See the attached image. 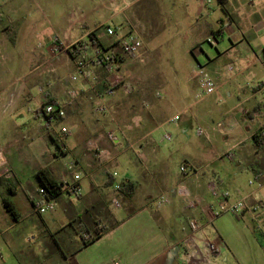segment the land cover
Instances as JSON below:
<instances>
[{
    "label": "crops",
    "instance_id": "crops-1",
    "mask_svg": "<svg viewBox=\"0 0 264 264\" xmlns=\"http://www.w3.org/2000/svg\"><path fill=\"white\" fill-rule=\"evenodd\" d=\"M0 1L4 3L0 4V46H3V52L0 50V129H6V133L11 132L7 136H0V166L2 164V167L11 171V177L0 176V264H6L4 251L9 250L14 255L21 251L20 236H10V232L23 221L34 215V226L43 235L52 233L54 236L56 223L64 222L68 226L86 210L77 208L72 198L62 196L57 207L62 210V214L55 213L52 222L44 217L47 213L41 215L35 211V202L41 189L38 172L48 171L59 183L67 176L59 166L63 159L57 139L59 128L47 129L45 123L43 129L46 133L38 126H34L33 131L26 132L23 128L22 108L24 105H34L36 110L28 109L29 116L37 120L44 118L42 107L50 100L65 107V120L71 126V135L65 143L71 144L73 156L78 162L77 169L85 175L82 196L76 199L80 201L86 197V180L90 182V192L87 195L98 194L103 197L102 190L98 189L102 183L98 179L105 182L107 174H118L113 169L118 159L106 166L105 170L103 166L88 168L90 163L86 158L83 159L86 150H89L83 144L88 136L82 132L81 119L88 109L86 99L90 93V96L100 100L91 86L84 84L85 79L80 78L76 82L71 80L76 69L71 52L91 56L98 48L92 41L93 33H97L98 38L107 42L109 49L116 52L118 48L115 44L119 43L121 48V41L130 34L133 25L140 21L134 12V5L138 0H30L26 4H20L17 0ZM219 4L227 18L221 16L217 25L206 18L194 28L190 47L179 59L186 69L184 78L178 80L176 85L173 82L172 89H169L168 79L163 80L158 91L160 99L157 103L149 104L150 112L145 123L143 122L148 125V129L135 142L150 139L153 143V146L148 144L152 151L148 155L144 154L149 165L143 163L142 168L138 169L139 179H134V182H138V189L142 187L141 177L145 183L149 182L143 204L122 218L112 212L114 222L119 224L74 256H64L61 253L64 264H195L192 247L186 240L190 231L189 222L196 219L208 224L216 220L213 215L217 211L218 201L209 199L212 185L228 192L230 202L246 200L247 207L237 214L238 217L250 216L252 221L264 224V210L253 211L256 204L264 203V33L261 23L256 21L255 16L259 15H250L246 11L242 15L236 14L235 7H241L239 0H219ZM149 24L151 29L152 21ZM107 27L114 29L113 35L107 34ZM138 32L149 58L153 38H150L145 26L139 27ZM210 35L214 37L216 44L212 46L208 43L212 47L209 50L202 44H207ZM31 44L34 45L33 50L27 48ZM75 46L78 48L74 49ZM79 47H86V52L79 53ZM33 59L34 64L23 72L28 60ZM199 64L218 84L217 92L202 101L196 98L199 90ZM44 65H49L51 69L47 73L39 72ZM232 65L235 67L234 72L228 69ZM90 66V75L100 67L94 64ZM161 69V77L173 75L164 72L163 67ZM62 71L67 72L64 80L60 79ZM41 77L45 78L42 82L39 79ZM88 79L93 80V77ZM163 89L166 93L173 92L170 101L162 96ZM71 90L78 93L73 100L68 97ZM101 95L104 96V93L101 92ZM83 96L85 100H82ZM102 100L106 105L118 103L117 96H104ZM171 101L177 104V109L173 112H169L168 108ZM176 115H180V120L172 122ZM218 124L222 125L221 130L217 128ZM199 127L205 128L209 135L198 136L196 131ZM168 128L174 131L173 142L160 147L154 135L160 134L163 129L165 133ZM32 133L37 147L34 157L28 156V151L23 146L27 135ZM47 138L57 146L52 158H49L48 150L43 148L42 141L47 143ZM142 148L148 149L147 146ZM180 151L184 158L180 167L188 164L198 169L200 187L194 180L183 175L172 179L169 160ZM107 154L106 157L110 160L106 162H112L115 158ZM209 164L217 165V169L206 171ZM182 182L189 185L194 197L201 199V206L197 210L185 209L184 202L176 191V186ZM119 183L108 188L112 187V192L117 194L119 192L116 191V185ZM32 186L34 198L29 195L28 199L34 210L23 217L15 198L18 188L24 190L31 189ZM162 194H168L171 204L157 208L153 201ZM151 197L154 199L148 203ZM5 199L13 203L16 219L6 208ZM180 214L183 219L178 217ZM180 219L184 222L181 223ZM206 236L219 246L218 255L209 254L205 244ZM69 242L70 247L78 244L75 239H70ZM197 243L201 255L208 260L203 264H264V246L251 230L236 229L223 235L219 230L215 233L208 226L206 232L198 233Z\"/></svg>",
    "mask_w": 264,
    "mask_h": 264
},
{
    "label": "rangeland",
    "instance_id": "rangeland-1",
    "mask_svg": "<svg viewBox=\"0 0 264 264\" xmlns=\"http://www.w3.org/2000/svg\"><path fill=\"white\" fill-rule=\"evenodd\" d=\"M17 1L20 4H26L29 3L30 0ZM239 2H241V7H235L236 14L242 15V12L246 11L250 15L254 13L259 15L255 16L257 17L256 21L261 23L262 32L264 33V10H262L264 7V0H239ZM0 4L4 3H1L0 1ZM134 12L137 14V19L141 22V24H143V26H145L150 38H153V40L151 39L150 45L151 55L149 54L147 63L145 65L129 63L126 67L130 69L132 73V77L129 79V81L134 88V92L127 94L123 86L116 88L113 96L118 97V103H110V106L107 104V115H97L95 113L98 100L93 95L90 96L89 93V97L86 99L88 103V109L86 110L84 116L81 117V119H83L82 132L85 133V136H88V139L83 142L85 146L89 147V150L85 149L86 155L88 156L85 155V157H83V159L86 158L90 163V165L87 167L94 169L103 166L104 169L106 166L115 163L118 159V163L113 166V169L118 172V176L114 177L115 180L112 186L122 181L134 182L136 179H139L137 174L139 173L138 169L142 168V164L144 163L145 165H149V161L145 160L146 156L144 154L148 155V153L152 151V141L150 139H145L137 143L135 142L137 141V137L144 134L145 130L148 129V125H145L144 123L147 114L150 112L149 104L151 102L157 103L160 99V97H158L156 94L158 93L163 80L168 79V83L170 84L169 89H172V86H174L173 82H175L176 85L178 80H182L184 78L183 73L186 71V69H184L180 64L179 59L182 57L183 52H186L190 47L191 40L194 36V34L192 33V35L191 32L194 31V28L199 25L203 19L209 18L210 22H213L215 25H217L221 16L224 19L227 18L225 12L222 10L221 5L219 4V0H212V4L209 5L207 4L206 0H138L134 5ZM149 21H152L153 24L151 29L149 28ZM210 37L214 39L213 36L210 35ZM204 38H206V36H204ZM202 45L206 46L204 47L205 49H212L208 43H204ZM115 47L118 48L116 53H118L122 58H125L120 48V44L116 43ZM2 48L3 46H0V50L3 52ZM27 48L33 50L34 45H28ZM92 56L93 55H91L87 60V63L89 64L87 67L88 69L89 67H92L90 66L92 65ZM170 60H174V62H171ZM33 64L34 59L28 60L27 66L24 67L23 72H26L28 67H30V65L32 66ZM161 67H163V71L167 72L168 75H173L166 77L164 74L165 76L161 77ZM50 69L51 67L49 65H44L39 70V72L43 71L47 73V71ZM123 71L124 70L121 71V74ZM94 72V74L97 75L98 80L106 76V71L104 68L99 67V69H95ZM46 73H44V76ZM60 74V79L64 80L67 72L62 71ZM39 79L40 82H42V79L45 78L41 77ZM93 83L95 84L96 82L91 79L84 80V84L87 86H91ZM98 90L100 92L104 91L101 86ZM172 95V91L166 93L164 89L162 90V96L164 99L170 101ZM82 100H85V96L82 97ZM168 108L169 112H173L177 109V104L172 102ZM28 109H34V111L36 110L35 106H31L30 104L29 106L24 105L22 108L21 111L24 114V130L26 132L33 131L34 126H38L43 130V132H45L43 129L46 123L45 119H34L33 117L29 116L30 112ZM64 125L71 129V126L67 123V120H65ZM115 130L120 131L119 134L123 140V146L121 147L115 146L108 139V133ZM163 131L164 129L160 132V134L154 135L157 145L160 147L166 146L173 142V140L171 142L162 141V137L164 135ZM165 132L172 134V137L174 136V131L169 128L166 129ZM5 133L6 129L5 131L0 129V136H7L11 132ZM50 134L54 135V133ZM68 137L62 140V142L65 143ZM42 142L43 148L48 150L49 158H52L53 155L55 156L57 146L53 144L50 139L48 140V138L47 143L44 140ZM58 142H61V140L58 139ZM81 143L82 142H80V144ZM129 143L133 146L126 151V148L128 145H130ZM34 144V133L27 135L26 140L23 142V146L24 149L28 151V156L34 157V150L37 149ZM148 144H151V146H148ZM173 145L179 147L177 144ZM66 146L73 155L74 153L71 149V144ZM142 146H147L148 149L142 148ZM142 149L144 151L143 153ZM177 150L179 151L180 149ZM101 152H105V156L108 153L115 159L112 162L107 163V160H109L108 158H98L100 157L99 155ZM182 155V151L177 152L172 155L171 159L169 160V169L171 171V177L173 180L182 175L179 171L180 164L184 161ZM59 163L62 172H66L67 177L65 179L71 180L72 173L67 171L64 165V158L61 159ZM213 169H217V165L209 164L206 171H212ZM104 170L101 172L103 173ZM244 174H248V172H244ZM105 177V182H102L100 180L101 178L98 179L99 182L102 183L98 189L102 190L104 194L103 197H99L98 194L93 196L87 195L90 192V182L86 180L84 183V193L86 194V197L80 201H77L76 198H72V200L76 203L77 208L87 210L89 209L95 216H97V209L101 208V212L103 214L96 219L97 229L101 230H106V228L113 225L114 218L111 214L112 212L118 218H122L127 213L138 209L144 202V194L149 185V182L146 181L145 183L144 178L141 177L140 179L142 182V187L139 189L137 187L135 194L130 198L124 196L120 192L117 194L114 193V191L112 192L113 188L111 187V189H109V186H107V181L110 175L107 174ZM29 195L34 198V186H32L31 189L24 188V190L18 188V194L15 198V202L23 217H27L34 210L33 205L28 199ZM115 198L120 202L121 208H115V206L112 205V201ZM150 199L151 200H149L148 203H150L154 197H151ZM209 199L214 200L215 198L210 195ZM99 205L102 206L99 207ZM216 210H218V208ZM56 211L57 212H49L44 215V217L52 222V217L55 213L62 214V210L60 208L56 209ZM178 217L183 219L181 214ZM181 219V223L184 222ZM56 224V228L53 231L54 237L52 236V233H48L46 236L45 234L43 235V233H41L34 226V215L23 221L19 226H17L16 229L10 232V236H20V242L22 243L21 251H19L16 255H14L9 250L4 251L3 257L5 263L36 264L38 262H47L48 264H64L62 255L59 252V247L58 245L56 246V240L63 244L65 250L68 249V251L66 250L67 253H71L77 246H79V244H81V236L84 234V231L79 227L80 235L70 237L67 231V223L66 225L64 222H58ZM90 228H92V226H90ZM209 229H214L215 233L217 230H219L223 235L224 233H230L236 229L251 230L255 232V237L260 242V244L264 246V224H259L257 221H252L250 216L240 218L235 213L224 214L216 218V220L209 225ZM72 234L75 235V233ZM63 238L67 243H64ZM70 239H75L78 244H72L70 247L68 245V243H70Z\"/></svg>",
    "mask_w": 264,
    "mask_h": 264
},
{
    "label": "built area",
    "instance_id": "built-area-1",
    "mask_svg": "<svg viewBox=\"0 0 264 264\" xmlns=\"http://www.w3.org/2000/svg\"><path fill=\"white\" fill-rule=\"evenodd\" d=\"M207 4H212V0H206ZM143 25L138 22L133 25V29L130 34L127 35L121 41V48L125 58H122L118 53L113 50H109L107 52L103 50H97L92 54L93 58L92 64L100 66L104 68L106 71V76L100 78L96 74L90 75L88 72V63L87 60L90 57L87 54L80 56L76 60H74L75 64V73L71 76V80L73 82L78 81L80 78H92L93 81L96 82L91 85V90L96 92L99 97L97 106L95 108V113L98 115H106L108 114V107L105 102H103L104 96H113L115 93V89L123 86L124 90L127 94H131L134 92V88L129 81L132 77V73L130 69L126 68L129 63L131 64H141L145 65L148 60V54L146 48L144 46V42L142 37L138 32V28ZM108 35L114 34V29L112 27H107L106 29ZM207 43L214 46L216 41L213 38H208ZM128 58V59H127ZM127 59V60H126ZM231 72L235 71V67L229 66L228 68ZM123 73L121 74V71ZM197 76H198V93L196 98L198 101L206 100L213 96L218 90V84L215 82L210 73L202 66H197ZM102 87L104 90V96L101 95V92L98 90L99 87ZM158 97H161V94L158 92L156 94ZM78 93L74 90L68 92V97L73 100L77 98ZM42 114L46 121L47 129H55L59 128V132L57 134V138L61 140L59 142V149L62 157L65 160V167L68 172L72 173V179L66 180L64 179L60 182V190L59 195L51 196L44 189L39 190V198L35 202V211L38 214H46L49 212H53L57 209L59 205V199L62 196H67L70 198H79L82 196L83 188L82 183L85 178V175L78 171L77 166L78 162L76 158L69 151L68 147L65 145L62 140L71 135V130L67 126L63 125L65 118L67 117L65 107L60 103H44L42 107ZM180 115H176L172 118V122H178L180 120ZM218 129H222V125H217ZM120 131H111L108 133V139L115 146H123V140L120 137ZM196 134L200 137L208 136L209 133L205 128H198ZM262 134L264 136V127L262 129ZM173 140L172 134L165 132L163 135V141L171 142ZM132 145H128L126 148L129 149ZM100 158L107 159L105 156V152L100 153ZM110 160V159H109ZM107 160V161H109ZM0 176L3 177H11V171L7 168L2 167L1 164ZM180 172L185 178H190L194 180L198 187L201 186L200 182V171L194 167H191L188 164H182L180 167ZM117 173H114V177L117 176ZM116 191L119 192V184L116 185ZM176 191L180 195L182 201L184 202V206L186 210H197L201 206V199L196 198L192 195L189 185L186 182L178 183L176 186ZM211 195L217 199L218 201V210L213 215V218H218L224 214L235 213L236 215L241 213L246 207L247 202L245 199L239 200L237 202L229 201V193L226 191H222L217 188L215 185L210 187ZM171 204L170 197L168 194H162L158 196L154 201L153 205L157 208H160L165 205ZM112 205L115 208H121L120 202L115 198L112 201ZM264 210V203L260 202L253 207L254 212H259ZM212 222V221H211ZM200 223L196 219H191L189 222V233L186 237V240L192 247L195 264H203V262H208L207 258L201 255L200 249L197 243V235L200 232H206L207 227L211 224ZM205 244L208 249L209 254L218 255L220 253V248L209 236L205 237Z\"/></svg>",
    "mask_w": 264,
    "mask_h": 264
},
{
    "label": "trees",
    "instance_id": "trees-1",
    "mask_svg": "<svg viewBox=\"0 0 264 264\" xmlns=\"http://www.w3.org/2000/svg\"><path fill=\"white\" fill-rule=\"evenodd\" d=\"M91 38L95 46H98L99 50H103L105 52L109 51L110 46L108 45L107 42L101 41V39L98 38L97 33L91 34ZM87 47V46H86ZM86 47L81 48L79 47L78 52L79 53H84L86 52ZM78 48L77 46L74 47ZM72 58L76 60L79 58L81 55L75 54L74 52H71ZM50 103H55L53 100H50ZM38 179L40 183L41 189H44L49 195L51 196H57L59 195V190H60V183L56 180H54L48 171L46 170H41L38 172ZM114 176L110 175L108 181H107V186H112L114 184ZM138 187V182H133V181H122L119 183V192L123 194L126 197H133L135 194L136 190ZM103 203V202H102ZM101 203V204H102ZM4 204L8 211L12 214L13 218H17V213L14 209L13 203L10 200H4ZM106 204V203H105ZM102 205H99V207ZM107 206V205H106ZM109 213V212H108ZM97 216L93 215L91 210H85L82 215L77 216L74 218L69 225L67 226V231L70 237L80 235V228L84 231V234L81 236V245L77 246L73 252L67 253V249L65 250L63 244H61L58 240H56V246L58 245L60 253H62L64 256H74L79 250L83 249L84 247L90 245L91 243L95 242L98 240L100 237H102L105 233H107L109 230L112 228L116 227L119 222H114L111 227L106 228V230H101L97 229V221L96 219L100 216H102L101 208L97 209L96 212ZM110 218V217H109ZM108 220V219H107ZM92 226V228H90ZM72 233H75L73 235ZM71 234V235H70ZM68 238V237H67ZM67 240V239H66ZM72 240V239H71ZM64 243H67L65 239L63 238Z\"/></svg>",
    "mask_w": 264,
    "mask_h": 264
}]
</instances>
